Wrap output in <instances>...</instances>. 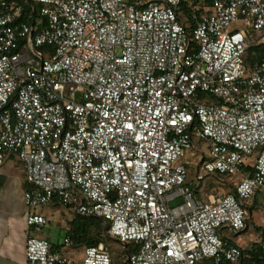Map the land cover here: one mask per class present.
Here are the masks:
<instances>
[{"label": "built area", "instance_id": "obj_1", "mask_svg": "<svg viewBox=\"0 0 264 264\" xmlns=\"http://www.w3.org/2000/svg\"><path fill=\"white\" fill-rule=\"evenodd\" d=\"M30 1L37 17L20 21L0 0V167L9 155L24 171L26 264H112L103 245L76 263L51 251L38 211L52 204L102 219L120 264H264L225 235L264 197V59L244 64L264 44V0L190 4L189 26L181 0ZM236 22L246 32L228 31ZM193 137L208 175L238 178L232 193L203 202L186 184Z\"/></svg>", "mask_w": 264, "mask_h": 264}, {"label": "rangeland", "instance_id": "obj_2", "mask_svg": "<svg viewBox=\"0 0 264 264\" xmlns=\"http://www.w3.org/2000/svg\"><path fill=\"white\" fill-rule=\"evenodd\" d=\"M189 26V23H185ZM244 30V28L239 23H232L228 27V31ZM248 32V30H247ZM248 42H254L259 40L260 34L248 32ZM192 149L184 153L181 162L186 167V184L191 185L195 190L197 197L203 202H208L212 197L219 194L232 193V187L238 178L235 177H224L222 180L217 179L215 176L208 175L202 168L203 160L208 158V143L205 140L193 137L192 139ZM254 159L251 158L247 164L252 165ZM22 185V182H17L15 179H8L6 187L7 191H15L16 185ZM22 191L20 190V193ZM15 193V192H14ZM181 201H176L171 204L172 206L179 204ZM17 205L24 208V212L27 208L24 206L23 202L17 201ZM50 207L43 212L48 219V224L43 227L42 232L49 236V242L57 245L61 250L64 257L68 259L71 263H76L81 257L82 250L84 247L77 248H64L63 243L65 239L66 230L68 228V222L73 218V211H69L57 204L49 205ZM246 220L248 229L237 237L231 236L227 231L225 235L232 242L242 245L243 248L248 247L258 240L261 233L264 231V197L257 196L255 199L247 203L246 205ZM106 247L111 250L114 255L119 257L122 253L125 255L124 247L120 243L114 241H109ZM130 249V248H129ZM110 252V251H109Z\"/></svg>", "mask_w": 264, "mask_h": 264}, {"label": "trees", "instance_id": "obj_3", "mask_svg": "<svg viewBox=\"0 0 264 264\" xmlns=\"http://www.w3.org/2000/svg\"><path fill=\"white\" fill-rule=\"evenodd\" d=\"M16 3L21 6L22 15L19 18L20 21H26L27 16L31 14L34 18L37 17V11L39 9L38 5L32 4L30 0H16ZM201 3L204 5L209 4V0H181L179 8V18L185 23H190L191 19V9L190 4ZM201 10L197 12V15L201 14ZM41 54L51 55L52 49L48 47H43L39 49ZM264 59V44L256 45L247 50L244 58V64L246 72H249L255 65H257L261 60ZM204 98V96H203ZM253 174V168L248 166L242 171V175L245 177H251ZM219 180H222L224 176H217ZM3 186V181L0 179V190ZM27 188V186H26ZM26 190V189H25ZM257 196H263L261 192H257L254 199ZM65 237H69L72 242V247H90L103 245L106 252L111 258L112 264H120L125 256L122 253L119 257L114 255V253L106 247L107 242L116 240L111 239L104 227V221L99 218L94 217H81L78 215L73 216V218L68 222V228L66 230ZM262 241L264 242V231L261 233ZM51 251L58 250L59 247L49 242ZM110 251V252H109ZM243 258L245 262L250 263L252 261L258 262L260 259H264V252L257 248L255 243L249 245L243 250Z\"/></svg>", "mask_w": 264, "mask_h": 264}, {"label": "crops", "instance_id": "obj_4", "mask_svg": "<svg viewBox=\"0 0 264 264\" xmlns=\"http://www.w3.org/2000/svg\"><path fill=\"white\" fill-rule=\"evenodd\" d=\"M15 179L22 182L17 184L15 191H7L8 179ZM0 179L3 186L0 190V264H26L25 241L27 236V226L25 223L28 209L17 205V201L23 202V192L26 189L24 171L21 164L12 156L7 155L3 165L0 167ZM20 190L22 191L20 193ZM15 192V193H14ZM25 206V205H24ZM50 206L42 207L38 212L46 216L43 212ZM70 212L71 209H68ZM248 229V226H247ZM41 236L49 240V236L43 232Z\"/></svg>", "mask_w": 264, "mask_h": 264}]
</instances>
